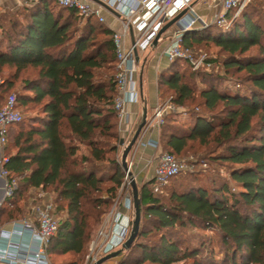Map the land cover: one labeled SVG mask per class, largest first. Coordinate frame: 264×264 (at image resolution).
Returning <instances> with one entry per match:
<instances>
[{
	"label": "trees",
	"instance_id": "trees-1",
	"mask_svg": "<svg viewBox=\"0 0 264 264\" xmlns=\"http://www.w3.org/2000/svg\"><path fill=\"white\" fill-rule=\"evenodd\" d=\"M112 34L54 0L0 11V74L11 73L0 100L19 85L18 108L37 111L8 131L13 151L3 169L16 189L0 208V223L26 217L17 202L31 190L54 194L60 219L46 254L75 257L61 264H86L91 221L100 226L125 177L110 143L119 141ZM208 44L224 54V76L236 77L238 87H225L228 79L210 71H193L185 60L169 63L158 74L157 95H170L187 120L167 114L159 145L177 158L203 148L208 167L225 165L228 181L213 179L208 187L193 171L158 190L153 179L137 187L138 234L117 264H264V19L243 11L228 28L211 24L183 36L195 53ZM81 146L87 155L79 154ZM198 232L215 234L218 252Z\"/></svg>",
	"mask_w": 264,
	"mask_h": 264
},
{
	"label": "built area",
	"instance_id": "built-area-1",
	"mask_svg": "<svg viewBox=\"0 0 264 264\" xmlns=\"http://www.w3.org/2000/svg\"><path fill=\"white\" fill-rule=\"evenodd\" d=\"M24 1L28 3L29 0ZM54 1L60 7L76 11L83 18H94L99 23L106 24L113 32L112 39L117 60L115 75L117 96L114 108L120 135L126 132L123 128L128 116L126 107L134 102L139 93L140 56L153 47L164 25L184 12L165 32L167 45L163 50V55L169 63L178 59L185 60L193 71L201 69L208 71L211 66L207 55H196L190 49H186L183 45V36L188 31L204 29L211 24L229 26L235 17L229 19L228 14L239 9L241 0L206 1L208 17L200 16L194 9L195 3L200 0ZM106 17L112 19V24L107 23ZM134 51L138 55V60H136ZM174 110L175 106L171 104L170 99L159 102L152 110L151 116L146 118V125L140 137L147 133H158L164 117ZM21 121L22 115L15 95H8L0 100V181H3V199L13 196L16 182L9 180L8 172L3 169L6 157L3 156L1 150L6 145L9 128ZM140 137L136 142L137 146L160 149L159 140L142 141ZM127 166L131 172L132 161H127ZM195 167L192 156L179 159L169 152H161L154 170L153 189L158 190L166 186L171 178L180 173L193 172ZM130 183V177L125 174L110 211L103 217L89 244L86 264H94L104 256L121 249L128 239L134 216H123L117 213V209L123 201L125 209L134 213ZM31 193L41 194V190L33 189ZM1 206L2 201H0V208ZM29 214L32 219L21 218L11 221L9 223L11 230L8 232L4 231L0 224V264H51L46 249L50 240L56 236L59 225V220L54 216L53 202L44 198L32 197L29 200Z\"/></svg>",
	"mask_w": 264,
	"mask_h": 264
},
{
	"label": "rangeland",
	"instance_id": "rangeland-1",
	"mask_svg": "<svg viewBox=\"0 0 264 264\" xmlns=\"http://www.w3.org/2000/svg\"><path fill=\"white\" fill-rule=\"evenodd\" d=\"M5 3H7L8 6L5 7H1L0 11H2V9H4V11H8L11 13H14L18 10H21L23 7L29 6L31 5L33 2L32 0H29L28 3H26L24 0H18L19 4L17 6L14 7V5L11 4V2L13 0H4ZM36 1V0H35ZM206 1H212V0H200V2H206ZM198 9V13L201 12L200 7L197 8ZM243 11H247L248 13H250L253 18H257L259 17V19H264V0H241L240 1V6L239 9H236L233 12H230L228 14V18L230 19L231 17H235L234 19H237V17H239ZM107 23H109V20L107 21ZM79 25H81V23H79ZM231 25V24H230ZM229 26H220L223 29L230 27ZM219 26V25H218ZM163 37H165V33L162 35L160 41H159V45H162V39ZM202 51L200 53H196V55H203L206 54L207 55V59H208V63L210 64V71L212 74L214 75H218L220 77H226L228 80L225 83V87H229L230 89H233V87L237 86V84H234V80L236 77H232V76H224V71H223V67L221 65L222 60L224 58V54H222L218 47H216L214 44H208L205 46L201 47ZM151 51V49H149L147 51V53H149ZM195 53V52H194ZM139 67H141V63L139 64ZM109 73V71L107 72ZM10 72L7 71L6 69L3 71V73L0 74V82H2L0 84L3 85L5 80L10 77ZM143 87H144V98L145 101L147 103V107H153L155 105V101H156V94H157V84H156V80H155V72L151 69L150 65L147 64L145 69H144V73H143ZM196 88L197 91L198 89H200L202 87V85L200 84H196ZM22 90L20 89V86L17 85L15 86V88L10 92L11 95H17L18 93H21ZM168 95V94H167ZM165 97V99H160V103L161 102H165L167 100L170 99V95H168ZM196 98V103L198 102V94L195 95ZM196 103L192 104V106L190 108L195 109V111L197 112L198 109L194 106L196 105ZM21 115H22V122L25 123L29 117L34 116L37 114V111L35 109H32V107H22L19 108ZM199 111H202V109H199ZM151 111H147V118H149L151 116ZM170 114H177L180 117H177V120L179 122H184L187 120L186 117V112L184 111V109L182 108H175V110L170 113ZM159 135H160V128L158 130V140H159ZM120 137H119V141L118 142H114L111 141L110 143L112 145H115L116 147V153H115V158L118 160L119 163H121V156H122V146H120ZM194 147V151L192 154L190 155H186L183 157H180L179 159H184L188 156H192L195 162V177H193V179L197 182V183H203L205 185H207L208 187H211V182L213 181V179H224L228 181V170L226 169L225 165H220V164H213L210 162L209 167L206 163V161L208 160L207 157H209V154L207 151H204L203 148H199L198 146H193ZM10 151H13V148L11 146V142L10 140L8 141V143H6V145L4 146V148L1 150L3 156L6 157V154ZM79 154H83V155H87V149L83 146L80 147V152ZM113 154H111L110 156H112ZM114 156V155H113ZM134 169V166L132 168V171ZM131 171V172H132ZM184 175V173H180V176ZM185 177V176H182ZM191 179V178H190ZM178 180H180V177L177 179H174L169 187H171L174 183H176ZM186 181H189L188 179ZM191 182L193 180H190ZM231 182L229 181V184ZM111 183L106 182L103 187H110ZM232 186V184H230ZM141 186V183H137V187L139 188ZM32 191V190H31ZM31 191L27 194V196H25L24 198H21L18 202L17 205L21 208L24 209L25 214L28 213L29 211V200L34 197V198H44L45 200H51L53 202L54 199V194H52L51 192H41V194H32ZM103 197H105V195L103 194ZM120 202V201H119ZM111 209V208H110ZM109 209V211H110ZM108 211V212H109ZM54 216L57 220H59V216L57 214L54 213ZM133 217V214H132ZM91 224L93 225L92 231H91V235H90V241L88 243V245L86 246V257L88 255V247L90 242L93 240L97 230L99 227H97V225H94V223L91 221ZM199 234L202 235H208L207 238H205V240H211V242H213V245L215 246V251L218 252V239L217 236L215 234H211V233H206V232H198ZM125 253L124 251H121L120 253ZM220 255H218L217 257L219 258ZM75 257L71 256H64V257H59V256H51V259H49L51 264H61L69 259H74ZM118 258H114L111 260H108L106 262H104L103 264H111L112 262L114 264H117ZM178 264H191V261H186L183 263H178Z\"/></svg>",
	"mask_w": 264,
	"mask_h": 264
},
{
	"label": "crops",
	"instance_id": "crops-1",
	"mask_svg": "<svg viewBox=\"0 0 264 264\" xmlns=\"http://www.w3.org/2000/svg\"><path fill=\"white\" fill-rule=\"evenodd\" d=\"M18 0H13L11 2L12 5L17 6L19 3ZM0 5L2 7L8 6L7 3H5L4 0H0ZM198 7H200L201 12L198 13ZM195 11L202 17H208L209 16V11L207 9L206 3H202L198 1L194 5ZM107 21L109 20V24H112V19L109 17H106ZM162 45L160 46L159 42L157 43L156 46H153L151 48V51L149 53H144L143 55L140 56V72L138 75V80H139V93L134 102L129 103L126 107L128 116H127V121L126 124L124 125V129L126 132L121 133L119 135L120 141L123 140L124 145L122 146V153L124 149L127 147L129 142L131 141L139 123L141 120V115H142V109L144 106H146V109L149 113L154 109V107L159 103L160 99L158 98V95L156 94V101L155 105L153 107L148 108L147 103L144 98V85H143V73L144 69L147 64L150 65L151 69L155 72V80L157 82V77L158 74L165 69L168 65L169 62L168 60L164 57L163 55V50L165 46L167 45V36L163 37L162 39ZM139 63V64H140ZM148 116V115H147ZM142 141H146L148 139L151 140H158V133H147L140 137ZM161 149H154L150 146H137L135 145L131 152L127 156V161H132L134 169L132 171L133 177L135 179L136 185L137 183H141V185L145 182H148L153 179L154 177V170L158 164L159 161V155L161 154ZM3 187V181H0V201H2V205L5 199L4 193L2 190ZM117 213L122 214L123 216H132V213L127 211L123 205V201L121 202L120 206L117 209ZM134 216V213H133ZM27 219H32V216L29 214L26 215ZM10 222L1 224L2 228L4 231L8 232L11 230V227L9 225ZM111 264H114L113 262Z\"/></svg>",
	"mask_w": 264,
	"mask_h": 264
},
{
	"label": "water",
	"instance_id": "water-1",
	"mask_svg": "<svg viewBox=\"0 0 264 264\" xmlns=\"http://www.w3.org/2000/svg\"><path fill=\"white\" fill-rule=\"evenodd\" d=\"M183 13L184 12L179 14L175 19L168 22L166 25H164V27L160 30L157 38L155 39L153 46L157 45V42H158V39L160 38V36L162 34H164L168 30V28H170ZM130 36H131V40L133 41L132 33L130 34ZM132 44H133V42H132ZM134 55L136 57V60H138V55L135 51H134ZM146 118H147V109H146V106H144V108L142 109V115H141L140 123H139L131 141L129 142L127 147L124 149L122 156H121V163H120L121 167H122L124 173L128 177H130V179H131L130 188H131V194H132V200H133V209H134V217H133L129 237L126 240V242L123 244L121 249L104 256L103 258L99 259L94 264H103L104 262L115 258L121 251L128 250L131 247L133 241L135 240V238L138 234L139 224H140V200L138 197V189H137L135 179L133 178L132 173L128 170L127 156L131 152L132 148L136 145V142H137L138 138L140 137V134L146 125ZM119 143H120V146L124 145L123 140H121Z\"/></svg>",
	"mask_w": 264,
	"mask_h": 264
}]
</instances>
